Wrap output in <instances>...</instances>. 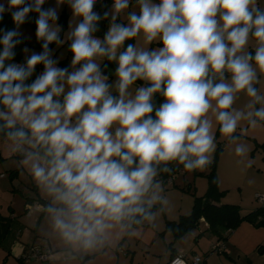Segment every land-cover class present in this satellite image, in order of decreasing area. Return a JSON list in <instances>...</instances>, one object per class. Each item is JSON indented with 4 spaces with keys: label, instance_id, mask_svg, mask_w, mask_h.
<instances>
[{
    "label": "clouds",
    "instance_id": "1",
    "mask_svg": "<svg viewBox=\"0 0 264 264\" xmlns=\"http://www.w3.org/2000/svg\"><path fill=\"white\" fill-rule=\"evenodd\" d=\"M45 3H0V20L11 12L16 26L0 29V139L39 193L44 264L56 257L53 264H114L121 242L155 228L168 210L161 174L173 171L169 165L189 172L211 165L216 126L241 162L247 158L242 137L264 124L257 87L264 7L259 0H134V7L113 0L101 15L97 0ZM65 3L72 59L58 67L49 46L65 43L57 24ZM32 12L42 51L27 55L25 47V63H13L19 28ZM109 18L103 39L96 37ZM105 60L117 65L111 82ZM37 65L43 71L29 82ZM241 95L247 99L237 107ZM171 264L186 262L178 254Z\"/></svg>",
    "mask_w": 264,
    "mask_h": 264
},
{
    "label": "rangeland",
    "instance_id": "2",
    "mask_svg": "<svg viewBox=\"0 0 264 264\" xmlns=\"http://www.w3.org/2000/svg\"><path fill=\"white\" fill-rule=\"evenodd\" d=\"M23 29L27 28L20 27L19 31L25 32ZM25 47L30 50L27 55H30L31 52H41L40 49L28 45ZM23 49L22 58L25 59L26 54ZM52 50L54 59L59 61L68 55L69 62H71L72 53L69 51V45L64 48L56 46ZM114 79L115 77H112L109 82ZM257 87L261 91H264V77H261V83ZM246 99L245 96L241 95L236 106H243ZM246 126V124H243L241 127ZM214 134L216 137V148L218 144L222 147L217 161L216 172L219 173L221 178V185H218V189L222 190L223 194L226 195V202L238 204L246 208H249L248 206L251 203H255V205L260 204L256 202L254 197L255 193L264 194V147L260 145L264 142V124L255 129L249 127L247 133L242 137L243 142L250 149L247 158H244L243 162H241L242 158L235 154L234 145L229 144L220 133L218 126L214 128ZM235 135H240L239 129ZM0 153L2 155L0 159V183H2L0 186V213L10 215L9 210L12 209L15 216L22 219V222L26 224V229L32 234V229L41 219L40 210L36 207L37 200H35L37 198L40 199L39 193L31 178L20 174V169L16 163L17 157L12 156L5 149L2 139H0ZM214 156L215 152L213 153V159ZM248 161H251V166H248ZM14 169H18L17 174L11 180L9 178V171ZM207 172H209L208 167L200 171H178L173 174L171 185L167 186L164 183L165 195L168 197L170 203L168 210L158 217L156 227L145 228L140 236L121 242L122 248L130 251V255H137L135 264H147V259L148 261L149 259H158L160 251L163 249L168 250V241H164L166 238H163V234L161 233L165 229V221H177L181 215H187L192 211L195 198L203 197L207 192L208 183L205 175ZM4 175L5 178L2 179L1 177ZM26 201L28 205H25ZM245 210L243 209V211ZM20 227L22 229L25 228L22 225ZM210 233L212 234L211 231H204L199 233L198 237L200 236L204 242L208 239L207 235H210ZM193 234L195 235L196 231ZM152 237H155L154 241H151Z\"/></svg>",
    "mask_w": 264,
    "mask_h": 264
},
{
    "label": "crops",
    "instance_id": "3",
    "mask_svg": "<svg viewBox=\"0 0 264 264\" xmlns=\"http://www.w3.org/2000/svg\"><path fill=\"white\" fill-rule=\"evenodd\" d=\"M0 3L5 4V6L7 7L8 0H0ZM259 3L262 7H264V0H259ZM111 5H112L111 0H97L94 9H97L99 14L103 15L105 11H108L110 9ZM55 6H56V0H46V3L43 5L44 8L55 7ZM134 6L135 5L133 0V7ZM58 15H59V19L57 21V24L61 26L62 23H65V26L63 27L60 34L61 39H65V34L69 31V23L73 17L72 10L67 5V3L60 6V8L58 9ZM109 21L110 18L109 20L100 21L98 25L99 31L94 34L96 37L103 39V36L108 29ZM117 22L118 23L122 22V20L118 19ZM20 27L27 28L25 30L23 29V31L25 32L22 31L20 32L22 36L26 38L29 44L28 46L40 49L39 47L32 46L35 40V33L32 27L28 25L26 22ZM136 42L137 39H134L128 43H136ZM128 43H125V47L127 46ZM69 44L70 41H67L65 39V43L60 45V47L64 48ZM56 46L57 45L53 43L50 48L52 49L53 47ZM160 46H162V43H155L151 47L154 48ZM249 50L254 55V50L251 48ZM69 60H70L69 56L67 55L59 60L57 66L69 67L70 65ZM114 72H115L114 69L109 68L105 74L109 75V78L111 79L112 77L114 78ZM38 75L39 74L34 73L33 76L31 77V80H34ZM141 83L142 82H137V85ZM1 157L2 155L0 153V159ZM216 170H217V166H216ZM16 174L17 173L11 174V170H10L9 178L12 180L14 177H16ZM1 178L4 179L5 175ZM217 179H218V185H221V178L219 173H217ZM1 184L2 183H0V186ZM256 202L258 203L257 200ZM219 203H228L226 202V195L223 194V196L220 198ZM25 205H28L27 201L25 202ZM259 205L260 204L255 205V203H251L250 206H248L249 208L243 207L241 205L239 206L242 208V210L246 209L245 211H249L255 209ZM9 213L10 215H4L0 213V229L4 227L5 222L8 225L7 236L5 235L6 237L4 240L1 239V234H0V264H44V261L41 259L30 258L26 260L25 257L29 253L30 246L37 245L43 250H45L48 248L47 243L39 237L36 227L32 229L31 231L33 232L32 234L29 233V231L26 229V224L22 222V219L20 217L15 216L12 209L9 210ZM20 225H22L25 228L22 229ZM204 228H205L204 222L200 219L198 224V229L194 230L196 231V234L194 235L193 234L194 231H192L191 232L192 235L188 236L187 240L182 239V237L186 236L187 234L174 238L172 231L169 230L164 231L163 229L162 231L164 232L162 234H163V238L164 237L166 238V240L164 239V241L165 242L168 241L167 243L168 250L163 249L162 251H160V255L158 259L157 258L155 260L149 259V261L147 259L148 262L147 264H168L172 256L174 257L180 253L184 254L185 257L188 259L192 255L198 254L203 258L202 264H264V226L258 227L248 221H242L236 228L232 230H227L225 232L226 234L225 240H219L216 237V235L210 233V235H207L208 239L203 242L202 238L200 236L198 237V234L201 233ZM154 239L155 237H152L151 241L152 240L154 241ZM212 242L213 243L221 242L222 251L211 253L209 251V248ZM169 243H172V247L169 246ZM130 253L131 252L128 251L127 249L121 248V250L116 254V261L114 262V264H135L134 262L136 260L137 255L135 254L130 255ZM53 259H59V258L56 257L50 259L49 264H53ZM97 264H101V262L97 261Z\"/></svg>",
    "mask_w": 264,
    "mask_h": 264
},
{
    "label": "trees",
    "instance_id": "4",
    "mask_svg": "<svg viewBox=\"0 0 264 264\" xmlns=\"http://www.w3.org/2000/svg\"><path fill=\"white\" fill-rule=\"evenodd\" d=\"M37 17L38 14L32 12L29 13V18L26 20V23L30 25L34 30V33H36L35 20L37 19ZM64 26L65 23H62L61 28L63 29ZM15 27L16 26L12 20L11 12L6 11L3 14V19L0 20V29L12 30ZM21 38L23 42L20 45H18L16 49H14L16 55L14 60L12 61L17 64L25 63V59L22 58V49L24 48V46L29 45L24 36H21ZM131 41L132 40L126 41V43ZM32 46L39 47L42 50L41 42L37 40L36 35ZM51 46L52 44L49 47ZM104 65H107V67L105 68ZM116 67L117 65L115 63L108 62L107 60H105L102 65V69L104 70L105 73L109 68L115 70ZM42 71H43V65H37L35 73L40 74ZM29 82H31V78ZM137 82H141V81H137ZM161 102H162V98L157 96L156 97L157 105H159ZM260 145L264 147V142ZM221 149L222 147L218 144L215 151L213 162L211 163L210 166H208L209 172L205 174L207 177L208 189L207 192L204 194V196L195 198L192 211L189 214L181 215L177 221L174 220L165 221L164 231L173 229L172 233L174 235V238L180 237L184 234L191 233L195 229H198L199 220L201 218H203L204 221L208 223V227H205L202 232L211 231L214 235H216V237L219 240H225L226 239L225 232L227 230H232L236 228L242 221H248L258 227L264 226V205H259L253 210L243 211L238 204L219 203L220 198L223 195V191L218 189L216 166ZM169 166L173 169V171L171 173H162L161 178L163 179V181H165V179L168 178L169 176L178 172L180 168L183 169L182 165L175 164V162H173ZM17 170L18 169L11 170V174L17 173ZM37 200H39V198H37ZM164 231H162L161 233H163ZM7 232H8V225L5 222L4 227L0 229L1 239L3 240L5 239V237L7 236ZM169 246L172 247V243H169Z\"/></svg>",
    "mask_w": 264,
    "mask_h": 264
},
{
    "label": "built area",
    "instance_id": "5",
    "mask_svg": "<svg viewBox=\"0 0 264 264\" xmlns=\"http://www.w3.org/2000/svg\"><path fill=\"white\" fill-rule=\"evenodd\" d=\"M111 2L113 3V0H111ZM95 12L99 13L97 9H94ZM179 171H184L182 168L179 169ZM173 180V175L169 176L168 178L165 179L164 183L169 186L172 184ZM255 199L262 205H264V194L262 193H255ZM201 220L204 222V227H208V223L206 221H204L203 218H201ZM210 251H215V252H221L222 251V243L221 242H214L211 243L210 245ZM46 250H43L42 248H40L37 245H32L30 246L29 249V253L27 254V256L25 257V259H30V258H38L44 261L45 257V253ZM182 254V253H180ZM177 256V255H176ZM176 256L172 257L169 261L168 264H171L172 259H174ZM183 259L185 260L186 264H193V257H198L199 258V264H202L203 262V258L202 256L198 255V254H194L192 255L189 259L185 257L184 254H182Z\"/></svg>",
    "mask_w": 264,
    "mask_h": 264
}]
</instances>
